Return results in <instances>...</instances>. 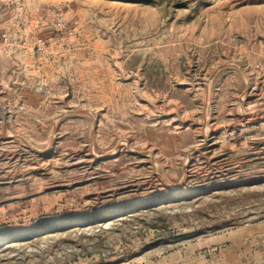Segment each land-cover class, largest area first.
Wrapping results in <instances>:
<instances>
[{"label": "rangeland", "instance_id": "374dc122", "mask_svg": "<svg viewBox=\"0 0 264 264\" xmlns=\"http://www.w3.org/2000/svg\"><path fill=\"white\" fill-rule=\"evenodd\" d=\"M0 264H264V0H0Z\"/></svg>", "mask_w": 264, "mask_h": 264}, {"label": "bare ground", "instance_id": "6f19581e", "mask_svg": "<svg viewBox=\"0 0 264 264\" xmlns=\"http://www.w3.org/2000/svg\"><path fill=\"white\" fill-rule=\"evenodd\" d=\"M204 122V121H203ZM203 124V123H202ZM206 125H207V122H206ZM204 127H205V125H204ZM207 131V130H206Z\"/></svg>", "mask_w": 264, "mask_h": 264}, {"label": "water", "instance_id": "95a60500", "mask_svg": "<svg viewBox=\"0 0 264 264\" xmlns=\"http://www.w3.org/2000/svg\"><path fill=\"white\" fill-rule=\"evenodd\" d=\"M72 112V111H71Z\"/></svg>", "mask_w": 264, "mask_h": 264}]
</instances>
